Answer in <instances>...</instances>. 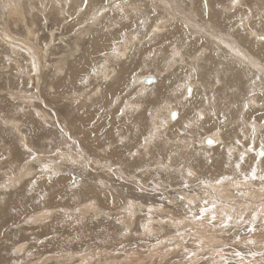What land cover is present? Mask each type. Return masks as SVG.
Listing matches in <instances>:
<instances>
[{
	"label": "rangeland",
	"instance_id": "374dc122",
	"mask_svg": "<svg viewBox=\"0 0 264 264\" xmlns=\"http://www.w3.org/2000/svg\"><path fill=\"white\" fill-rule=\"evenodd\" d=\"M146 1L0 0V264H264V0Z\"/></svg>",
	"mask_w": 264,
	"mask_h": 264
},
{
	"label": "bare ground",
	"instance_id": "6f19581e",
	"mask_svg": "<svg viewBox=\"0 0 264 264\" xmlns=\"http://www.w3.org/2000/svg\"><path fill=\"white\" fill-rule=\"evenodd\" d=\"M150 1V0H149ZM217 1V0H216ZM221 1V0H220ZM223 1V0H222ZM57 2V1H56ZM138 2V1H137ZM140 2V1H139ZM146 2H148V0L146 1ZM152 2V0L150 1V3ZM157 2V1H156ZM135 4H136V2H134ZM133 3V4H134ZM141 3V2H140ZM138 4V3H137ZM152 4V3H151ZM156 4H158V3H156ZM209 4H210V2H209ZM218 4V3H217ZM216 4V5H217ZM104 5H106V4H104ZM154 5V4H153ZM220 5V4H219ZM70 6V5H69ZM95 6V5H94ZM101 6V5H100ZM118 6V5H117ZM130 5H128V7H129ZM135 6V5H134ZM154 6H156V5H154ZM158 6V5H157ZM210 6H211V11L209 12V21L210 22H212L217 28H219L220 30H223V29H225L226 27H227V22H226V17L224 16V18H222V21L221 20H218V17L219 16H217V18H216V14H215V8L213 7V5L212 4H210ZM88 7V6H87ZM104 7V6H103ZM107 7V6H106ZM70 8V7H69ZM99 8V7H98ZM105 8V7H104ZM103 8V9H104ZM219 8V7H218ZM100 9V8H99ZM102 9V8H101ZM124 9V8H123ZM220 9V8H219ZM97 10V9H96ZM136 9H134L133 10V12L135 11ZM141 10V9H140ZM151 10H152V8H151ZM157 11H158V9H157ZM74 12H76V11H74ZM100 12V11H99ZM136 12H137V14H138V11L136 10ZM135 12V13H136ZM151 12V11H150ZM156 12V11H155ZM162 11H160V13H161ZM167 12V11H166ZM222 12V11H221ZM153 13V12H152ZM151 13V14H152ZM216 13H218V11L216 12ZM70 14H71V12H70ZM92 14V13H91ZM97 14V13H96ZM100 14V13H99ZM136 14V15H137ZM140 14V13H139ZM139 14H138V16H139ZM151 14L149 15V16H151ZM156 14V13H155ZM218 14H220V13H218ZM222 14V15H221ZM220 14V19H221V16H223V13H221ZM86 15V14H85ZM93 15V14H92ZM95 15V14H94ZM98 15V14H97ZM169 15V14H168ZM96 16V15H95ZM148 15H146V17H147ZM163 16V15H162ZM137 17V16H136ZM75 18V17H74ZM163 18V17H162ZM160 19V18H159ZM94 20H96V19H94ZM164 20V19H163ZM103 21V20H102ZM156 21V20H155ZM158 21V20H157ZM219 21H221V23H219ZM105 22H107V21H105ZM120 22V21H119ZM138 22V21H137ZM145 22V21H144ZM148 22L149 21H146V24H148ZM98 23V22H97ZM100 23V22H99ZM104 22H102V24H103ZM151 23V22H150ZM155 23V22H154ZM101 24V26H103ZM108 24V23H107ZM106 24V25H107ZM130 25H132V26H134L132 23L130 24ZM129 25V26H130ZM135 25H137L136 23H135ZM98 26V25H97ZM105 26V25H104ZM103 26V27H104ZM107 26H110V25H107ZM88 27V26H87ZM154 27V26H153ZM167 27V26H166ZM159 28V33H163L164 31H165V29H167V28ZM96 28H98V27H96ZM126 28H128V27H126ZM126 28H124V29H126ZM149 28V27H148ZM152 28V27H151ZM153 30H154V28H152ZM96 30V29H95ZM123 30V29H122ZM129 30V29H128ZM127 30V31H128ZM131 30H133L132 28H131ZM161 30H163L162 32H161ZM124 31V30H123ZM134 31V30H133ZM137 31V30H136ZM131 32V31H130ZM129 32V33H130ZM151 32V31H150ZM124 33H126L125 31H124ZM128 33V32H127ZM127 33L126 34H123V35H126V37H128V38H131V34L132 33H130L129 35H127ZM167 35V34H166ZM116 36V32H113V33H111L110 35H107V34H105V33H103V32H100V33H98V34H95V36H92L91 37V39H89V42H90V45L87 43V45H89L88 47H89V51H91V49H92V51H94V49L96 48V46L98 45V46H103V45H105V44H110V42L112 41V39H114V37ZM153 36V35H152ZM168 37H166V38H168V41H167V43H165V44H163L165 41H166V39H165V41H163V38H162V36L160 35V37H156V38H154L153 40H152V42L153 43H151V44H154V46H155V44H161L162 45V47H163V49H169L170 47L169 46H167V44H170L171 43V36H173V35H171V34H168L167 35ZM170 36V37H169ZM260 36H264V34H261V33H259V34H257L256 33V37H257V39H259L258 37H260ZM133 38H134V36H133ZM134 39H136V38H134ZM259 40H264V39H259ZM127 41H129V40H127ZM160 41H162V42H160ZM106 42H108V43H106ZM126 42V41H125ZM130 43V42H129ZM262 43V42H261ZM86 44V43H85ZM197 44H198V40H197V38H195L194 40H193V42L191 43L190 42V47L191 48H193V50L197 47ZM260 44V43H259ZM209 45V43L208 42H206L205 43V46H208ZM237 45V44H236ZM261 45V44H260ZM15 46V45H14ZM107 46V45H106ZM105 46V47H106ZM150 47L149 48H151V45H149ZM153 46V47H154ZM241 46V45H240ZM262 46V45H261ZM78 47V46H77ZM257 47H258V45H257ZM155 48V47H154ZM255 48V47H254ZM261 48V47H260ZM86 49V48H85ZM106 49H108V48H106ZM140 49H142V48H140ZM147 48L146 47H144V49H143V52H144V50H146ZM150 50V49H149ZM261 50H262V48H261ZM264 50V49H263ZM109 51V50H108ZM147 51V50H146ZM83 52V51H82ZM139 52H141L140 50L138 51V54H139ZM171 52V51H170ZM75 53V52H74ZM109 53V52H108ZM261 53H263V52H260V54ZM142 53H140V55H141ZM246 54V53H245ZM248 54V53H247ZM257 54H258V52H257ZM126 55V54H125ZM249 55V54H248ZM91 56H92V54H91ZM95 56V55H94ZM171 56H173V58H174V60L176 61V59H177V56H175L174 55V53H172V55ZM250 56V55H249ZM79 57V56H78ZM93 57V56H92ZM132 57V56H131ZM236 57V56H235ZM69 58V57H68ZM73 58V57H72ZM108 58V57H107ZM141 58V57H140ZM139 58V59H140ZM224 58V57H223ZM226 58V57H225ZM251 58H253V57H251ZM76 59H77V57H76ZM76 59L74 60V61H76ZM130 59V58H129ZM170 59V58H169ZM254 59H256V58H253V60ZM138 60V59H137ZM217 61H220L218 58L216 59ZM251 60V59H250ZM60 61V60H59ZM67 61H69V60H67ZM71 61V60H70ZM134 61V60H133ZM140 61V60H139ZM225 61V60H224ZM235 61V60H234ZM61 62V61H60ZM72 62V61H71ZM223 62V61H222ZM221 61L219 62V64L224 68V66H226V64H229V63H225V62H223V63H225V65H223V63H222ZM244 62V61H243ZM70 63V62H69ZM125 63H128V62H125ZM222 63V64H221ZM253 63V62H252ZM262 63V62H261ZM72 65V64H71ZM125 65V64H124ZM126 65H128V64H126ZM234 65V64H233ZM59 66V65H58ZM96 66H98V65H96ZM70 67V66H69ZM72 67V66H71ZM125 67V66H124ZM128 67V66H127ZM229 67H230V64H229ZM246 68V67H245ZM126 69V68H125ZM129 69H130V67H129ZM128 69V70H129ZM222 68H220L219 67V69H218V73H216V74H218V75H216L215 76V80H218V79H221V73H223L224 72V70L225 69H223L222 71H220ZM232 69V68H231ZM73 70V69H72ZM120 70V69H119ZM230 70V69H229ZM239 70V69H238ZM241 70V69H240ZM75 71V70H74ZM85 71H86V69H85ZM115 71V70H114ZM123 71V70H122ZM126 71V70H125ZM237 71V70H236ZM89 72H90V70H89ZM89 72H86V73H89ZM118 72V71H117ZM74 73V72H73ZM112 73H114V72H112ZM119 73V72H118ZM122 73V72H121ZM126 73V72H125ZM128 73H129V71H128ZM70 74H72V72L70 73ZM85 74V73H84ZM236 74L238 75V76H240V74H242V75H244V74H246V73H243V72H241V73H239V72H236ZM250 74V73H249ZM69 74H67L66 76H68ZM114 75V74H113ZM116 75H117V73L114 75V76H112V77H116ZM248 75V74H247ZM246 75V76H247ZM74 76H76L75 74H74ZM83 76V75H82ZM85 76V75H84ZM118 76V75H117ZM120 76H121V74H120ZM144 76V75H143ZM71 77H73V76H71ZM249 79L248 80H250V78L251 77H249V76H247ZM247 77H245V78H243V80H245L246 79V83L247 82H251V80L250 81H247ZM67 78V77H66ZM82 78V77H81ZM113 78V79H114ZM119 78V79H118ZM117 79H118V83L119 84H121L122 83V80H121V78L120 77H118ZM148 78L149 77H147L146 78V83H148V84H150V83H152L153 81H154V77L153 76H150V78H151V80L150 81H148ZM213 78V77H212ZM235 78V77H234ZM233 78V79H234ZM258 77H256V79H257ZM68 79V78H67ZM69 79H70V77H69ZM77 79V78H76ZM158 79V78H157ZM214 79V78H213ZM262 79H264V77L262 78ZM79 80H80V78H79ZM114 80H116V79H114ZM212 80V79H211ZM70 81H71V79H70ZM159 81V80H158ZM165 81V80H164ZM212 81H214V80H212ZM235 81V80H234ZM253 81V80H252ZM75 82V81H74ZM73 82V83H74ZM77 82V81H76ZM114 82H117V81H114ZM125 82V81H124ZM193 83H196L195 81H192ZM245 82V81H244ZM256 82V81H255ZM66 83V82H65ZM112 83V82H111ZM193 83H191V85H189L188 87H187V89L188 88H191V95H192V92H193V90H194V84ZM71 84H72V82H71ZM235 84V83H234ZM244 84V83H243ZM249 84L250 83H247L246 84V86L248 85L249 86ZM259 84V83H258ZM109 85H111V84H109ZM116 85H117V83H116ZM137 85H139V84H137ZM202 85H204V84H202ZM245 85V84H244ZM243 85V86H244ZM154 86V85H153ZM162 87H163V83H162V85H161ZM247 86V87H248ZM115 87H117V86H115ZM115 87H113V88H115ZM119 87V86H118ZM124 87V86H123ZM141 87V86H140ZM161 87V88H162ZM213 87V86H212ZM245 87V86H244ZM250 87V86H249ZM264 86L262 85V86H260L259 85V88H263ZM144 89H145V87H143ZM154 88H156L155 86H154ZM153 88V89H154ZM76 89V88H75ZM109 89V88H108ZM116 89V88H115ZM136 89V88H135ZM141 89H142V87H141ZM208 89V88H207ZM225 89V87H223L222 86V89L221 90H224ZM256 89V88H255ZM119 90V88L117 89V91ZM121 90H123L122 88H121ZM244 90V89H243ZM107 91V93H108V90H106ZM106 91H104V93L106 92ZM120 91V90H119ZM141 91V90H140ZM156 91V90H155ZM69 92V91H68ZM223 93H224V91H222ZM71 93V92H70ZM106 93V94H107ZM109 93H111V92H109ZM115 93H116V91H115ZM141 93V92H140ZM257 93V92H256ZM114 94V93H113ZM112 94V95H113ZM117 94V93H116ZM142 94V93H141ZM144 94V93H143ZM258 94V93H257ZM104 95V94H103ZM108 95V94H107ZM111 95V94H110ZM124 95V94H123ZM122 95V96H123ZM128 95V94H127ZM148 95V94H147ZM161 95V94H160ZM186 95L187 96H189V94H188V92L186 93ZM190 95V96H191ZM259 95V94H258ZM261 95V94H260ZM117 96V95H116ZM134 96V95H133ZM150 96H152V95H150ZM154 96V95H153ZM203 96L204 97H209V94L208 93H204L203 94ZM214 95L212 94V97H213ZM221 96V95H220ZM219 96V97H220ZM242 96V95H241ZM102 97V96H101ZM108 97V96H107ZM118 97V96H117ZM149 97V96H148ZM258 97V96H257ZM261 97V96H260ZM111 98H113V97H111ZM114 98H115V96H114ZM262 98V97H261ZM151 99V98H150ZM105 100H106V98H105ZM107 100H109V99H107ZM113 99H111V101H112ZM264 100V99H263ZM125 101H128V100H125ZM136 101H138V100H136ZM101 102H103V97H102V100H99V105L101 104V106H103L102 104L103 103H101ZM149 102V101H148ZM207 102V101H206ZM245 102V101H244ZM104 103L106 104L107 103V101H104ZM109 103H110V101H109ZM112 103V102H111ZM110 103V104H111ZM130 103H132V102H130ZM145 103V102H144ZM108 104V103H107ZM106 104V105H107ZM110 104H108V106L110 105ZM152 104H154V103H152ZM144 106V105H143ZM149 106V105H148ZM151 106V105H150ZM264 106V105H263ZM136 107V106H135ZM152 107V106H151ZM244 107H246V106H244ZM244 107H242V109L244 108ZM257 108V107H256ZM262 108V107H261ZM173 109V108H172ZM191 109V107L189 108L188 107V110H190ZM252 109H253V107H252ZM260 109V108H259ZM258 109V110H259ZM248 111H246L247 112V115L245 116V118L247 119V121H248V123H249V121H250V118L249 117H253L252 116V114L254 113V111H252V110H250V109H247ZM255 110V109H254ZM264 110V109H263ZM140 111H142V110H140ZM143 111H144V109H143ZM147 109L145 110V112H143L142 113V115L140 116L139 115V118H137V121H139V122H137V125H139V126H141L142 127V125L145 123V120L148 118V116H147ZM230 111H231V109H230ZM240 111V110H239ZM260 111V110H259ZM256 112H257V110H256ZM262 112V111H261ZM172 113H177V111L176 110H173L172 112H171V114H170V119L169 120H171L170 121V123L172 124V120L174 119L173 118V116H172ZM188 113H190L189 111H188ZM238 113H240V112H238ZM242 113H243V111H242ZM257 113H260V112H257ZM262 114V113H261ZM261 114H259V115H261ZM239 117L241 116V114L239 115V114H237ZM150 116V115H149ZM231 116V115H230ZM244 116V115H243ZM157 117V116H156ZM159 117V116H158ZM236 117V116H235ZM153 119V123L152 124H154V125H158L159 126V123L157 122L156 123V118H155V116L154 115H152L151 117H150V119ZM176 118V117H175ZM233 118V117H232ZM238 118V117H237ZM241 118V117H240ZM264 118V117H263ZM166 119V118H165ZM211 119V118H210ZM239 119V118H238ZM255 120H257L258 119V116L256 115V117L254 118ZM175 120V119H174ZM236 120V119H235ZM165 121V120H164ZM233 121V120H232ZM160 122V121H159ZM253 122H254V120H253ZM236 123V121L234 122V124ZM239 123V122H238ZM162 124V123H161ZM165 124V123H164ZM241 124H243V123H241ZM252 124V122L250 123V125ZM189 125V124H188ZM239 125V124H238ZM245 125V124H244ZM247 125V124H246ZM164 126V125H163ZM167 126H168V124H167ZM169 126H171V125H169ZM173 126V125H172ZM189 126H191V125H189ZM249 126V125H248ZM252 128L253 127H258V125H257V123H253L252 125ZM137 128H138V126H137ZM161 128V127H160ZM159 128V129H160ZM219 128V127H218ZM140 129V128H139ZM254 129V128H253ZM256 130H257V128H255ZM153 130V129H152ZM157 130V129H156ZM260 130V129H259ZM141 132H143V131H141V129H140V133ZM152 132V131H151ZM229 132V131H228ZM256 132V131H255ZM208 133V132H207ZM210 133V132H209ZM156 134V133H155ZM154 134V135H155ZM261 134V133H260ZM134 135V134H133ZM169 135V134H168ZM262 135V134H261ZM128 136V135H127ZM129 136H131L132 137V135H129ZM128 136V137H129ZM150 136V135H149ZM148 136V137H149ZM126 137V136H125ZM135 137V136H134ZM123 139V138H122ZM125 139V138H124ZM123 139V140H124ZM134 139V138H133ZM144 139V138H143ZM179 139V138H178ZM122 140V141H123ZM129 140V139H128ZM132 140V139H131ZM144 140H147V139H144ZM150 140V139H149ZM149 140H147L146 142H148ZM166 140V139H165ZM121 141V140H120ZM125 141V140H124ZM203 141H204V143L206 144V145H213V144H217V142H219V141H221V139L219 138V137H214V136H212V135H207V136H205L204 137V139H203ZM209 141H212V143H209ZM221 143V142H220ZM223 143H224V141H223ZM126 144V143H125ZM203 144V143H202ZM222 144V143H221ZM233 144V143H232ZM252 144V143H251ZM129 145H131V144H127V145H125L126 147H128ZM218 145V144H217ZM228 145V144H227ZM226 145V146H227ZM132 146V145H131ZM215 147V146H214ZM221 148H222V146H221ZM220 148V149H221ZM236 148V147H235ZM231 149V148H230ZM237 149V148H236ZM235 149V150H236ZM207 150V149H206ZM215 150V149H214ZM223 152V151H222ZM254 152H256V155H257V157L258 158H262L264 155H261V156H259V154L258 153H260L261 152V154L262 153H264V150H262V149H259V148H257V149H254ZM220 154H221V152H220ZM244 154V153H243ZM221 156V155H220ZM246 156V155H245ZM249 157V156H248ZM239 158V157H238ZM250 158V157H249ZM248 158V159H249ZM257 158V159H258ZM211 159V158H210ZM246 159V158H245ZM247 159V160H248ZM212 160V159H211ZM246 160V161H247ZM264 160V159H263ZM245 161V162H246ZM212 162V161H211ZM216 162V161H215ZM215 162H213V163H215ZM205 163V162H204ZM207 163H208V161H207ZM212 163V164H213ZM243 163V162H242ZM258 163V162H257ZM261 163V162H260ZM245 164V163H244ZM244 164H242L243 166H244ZM249 164V163H248ZM247 164H245V166H246ZM255 165V164H254ZM218 166H219V164H218ZM217 166V167H218ZM258 166V165H257ZM264 166V165H263ZM208 167H209V165H208ZM211 167V166H210ZM253 167V166H252ZM260 167V166H259ZM258 167V168H259ZM189 169V168H188ZM214 169V168H213ZM217 169H219V167L217 168ZM226 169V168H225ZM238 169V168H237ZM237 169H236V171H237ZM239 169H240V167H239ZM243 169V168H242ZM241 169V170H242ZM215 171H216V168L214 169ZM223 171H225L224 169H222ZM231 170V169H230ZM241 170H239V171H241ZM218 171H220V170H218ZM229 171V170H228ZM243 171H244V169H243ZM227 172V171H226ZM231 172V171H230ZM229 172V173H230ZM235 172V171H234ZM255 172V171H254ZM228 173V174H229ZM244 173V172H243ZM242 174V173H241ZM252 174V173H251ZM250 174V175H251ZM224 175H225V173H224ZM232 175V174H231ZM257 176H258V174H256ZM253 176V175H252ZM257 176H255V177H257ZM263 176H264V174H263ZM227 177H228V175H227ZM243 177V176H242ZM247 177H248V175H247ZM260 177V176H259ZM258 178V177H257ZM249 179H252V178H249ZM239 180V179H238ZM238 182H242V180L241 181H238ZM244 182H246V179H245V181ZM251 182V181H250ZM238 185V184H237ZM230 187V186H229ZM259 189V188H258ZM224 191V190H223ZM221 193V192H220ZM241 193V192H240ZM225 197V196H224ZM263 197V196H262ZM255 198V197H254ZM232 201V200H231ZM242 205V204H241ZM89 207V206H88ZM261 208V207H260ZM249 209V208H248ZM224 210H221V212H223ZM213 212V211H212ZM198 221V220H197Z\"/></svg>",
	"mask_w": 264,
	"mask_h": 264
},
{
	"label": "snow or ice",
	"instance_id": "6c2138e0",
	"mask_svg": "<svg viewBox=\"0 0 264 264\" xmlns=\"http://www.w3.org/2000/svg\"><path fill=\"white\" fill-rule=\"evenodd\" d=\"M232 4L235 6V5H238L239 4V0H232ZM205 6H207V3H206V0H205ZM259 39H264V36H260V37H258ZM113 51H114V53H116L117 55L119 54L118 53V50H116L115 48H113ZM174 55L175 56H178L179 55V53L178 52H174ZM191 88H188L187 89V92H188V94H189V96L191 95ZM178 114L177 113H172V116H173V118H175L176 116H177ZM254 131V130H253ZM209 143H212V141H209ZM134 155V154H133ZM262 155H264V153H262ZM189 175H192V173L191 172H189ZM252 178L253 179H255L256 177H255V172H253V176H252ZM260 179L261 180H264V176H262V177H260ZM181 199H183V197H181ZM201 220H203L204 218L203 217H201L200 218ZM230 219V218H229ZM215 220H216V217L213 215V216H210L209 218H208V223L209 224H214L215 223ZM237 255H239L238 253H237Z\"/></svg>",
	"mask_w": 264,
	"mask_h": 264
},
{
	"label": "crops",
	"instance_id": "0c3cea01",
	"mask_svg": "<svg viewBox=\"0 0 264 264\" xmlns=\"http://www.w3.org/2000/svg\"><path fill=\"white\" fill-rule=\"evenodd\" d=\"M100 32H103V33H105V34H107V35H110L111 33H113V32H110V31H108V30H106V31H99L98 33H100ZM157 32H158V30H157ZM135 38V37H134ZM156 50V52L155 53H157V54H159L158 55V57H156L155 59H159V58H162V55L164 54L163 52H161V51H163L162 50V47H156V48H154V51ZM164 57H168V55L166 54ZM171 58V57H170ZM174 62V61H173ZM151 76H153V75H151ZM148 76H144L143 77V82H141V84L142 85H144L145 87H149L150 86V84H148V83H146L145 81H146V78H147ZM154 77V82L155 83H157V82H159L158 81V76L156 75V76H153ZM154 82H152V83H154ZM164 84V83H163ZM194 85H196V84H194ZM157 90H159V89H157ZM169 119H170V117H169ZM171 121V120H170ZM161 122V121H160ZM160 122H159V125H160ZM1 260V259H0Z\"/></svg>",
	"mask_w": 264,
	"mask_h": 264
},
{
	"label": "water",
	"instance_id": "95a60500",
	"mask_svg": "<svg viewBox=\"0 0 264 264\" xmlns=\"http://www.w3.org/2000/svg\"><path fill=\"white\" fill-rule=\"evenodd\" d=\"M150 80H151V78L149 77V78H148V81H150Z\"/></svg>",
	"mask_w": 264,
	"mask_h": 264
}]
</instances>
